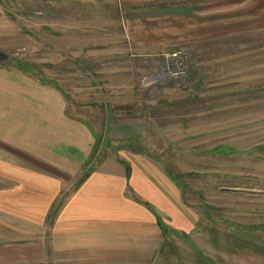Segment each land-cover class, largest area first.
I'll return each instance as SVG.
<instances>
[{"label":"rangeland","instance_id":"374dc122","mask_svg":"<svg viewBox=\"0 0 264 264\" xmlns=\"http://www.w3.org/2000/svg\"><path fill=\"white\" fill-rule=\"evenodd\" d=\"M0 65L95 131L83 174L122 149L149 157L202 227L243 243L226 264H264V0H0Z\"/></svg>","mask_w":264,"mask_h":264},{"label":"crops","instance_id":"0c3cea01","mask_svg":"<svg viewBox=\"0 0 264 264\" xmlns=\"http://www.w3.org/2000/svg\"><path fill=\"white\" fill-rule=\"evenodd\" d=\"M94 132L57 89L0 65V264H226L225 253L245 250L202 227L178 183L142 154L122 149L81 181Z\"/></svg>","mask_w":264,"mask_h":264},{"label":"built area","instance_id":"2783aa9c","mask_svg":"<svg viewBox=\"0 0 264 264\" xmlns=\"http://www.w3.org/2000/svg\"><path fill=\"white\" fill-rule=\"evenodd\" d=\"M184 72H185V71H184L183 68H179L177 73H175V71H174V76H176V77H177V76H182Z\"/></svg>","mask_w":264,"mask_h":264},{"label":"trees","instance_id":"16d2710c","mask_svg":"<svg viewBox=\"0 0 264 264\" xmlns=\"http://www.w3.org/2000/svg\"><path fill=\"white\" fill-rule=\"evenodd\" d=\"M169 175L175 180V178L171 175V173H169ZM87 176V173L86 174H84V177L81 179V181L82 180H84V178ZM176 181V180H175Z\"/></svg>","mask_w":264,"mask_h":264}]
</instances>
